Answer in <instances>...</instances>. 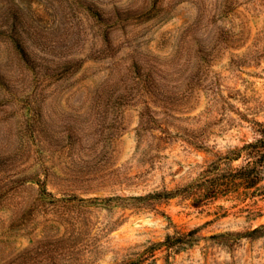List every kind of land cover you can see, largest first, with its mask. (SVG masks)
Instances as JSON below:
<instances>
[{
    "label": "rangeland",
    "instance_id": "374dc122",
    "mask_svg": "<svg viewBox=\"0 0 264 264\" xmlns=\"http://www.w3.org/2000/svg\"><path fill=\"white\" fill-rule=\"evenodd\" d=\"M254 120L264 0H0V264H264Z\"/></svg>",
    "mask_w": 264,
    "mask_h": 264
},
{
    "label": "trees",
    "instance_id": "16d2710c",
    "mask_svg": "<svg viewBox=\"0 0 264 264\" xmlns=\"http://www.w3.org/2000/svg\"><path fill=\"white\" fill-rule=\"evenodd\" d=\"M147 122L148 120L143 123L141 121L140 124H143V126H140V128L145 129L149 123ZM253 124H255L253 127V132L255 134L253 140L246 142L241 147L238 146L231 149V155L223 158L226 162L238 157L244 158V164L240 165L239 167L232 168L228 175L230 176L229 185L241 182L245 189L243 191L245 195H255V193L259 191L261 192V188L258 187V183L261 181V173L262 169L264 168V123L254 120ZM208 190L210 194L213 193L212 196H215L219 191H226L225 188L221 189L219 186L208 187ZM243 192L237 191V194H242ZM203 195L204 193L195 194V200L197 201ZM262 229H264V224L249 230V232L246 233V237L257 235ZM195 232L196 230L194 229L185 234L184 239L187 241V243H192L191 241L193 240ZM157 245L165 246L166 248L170 249L174 247L175 243L171 240V236L168 235L165 239V242L153 244V246H150L149 248L153 249Z\"/></svg>",
    "mask_w": 264,
    "mask_h": 264
}]
</instances>
